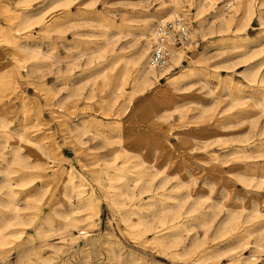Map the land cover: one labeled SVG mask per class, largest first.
<instances>
[{
    "label": "rangeland",
    "instance_id": "1",
    "mask_svg": "<svg viewBox=\"0 0 264 264\" xmlns=\"http://www.w3.org/2000/svg\"><path fill=\"white\" fill-rule=\"evenodd\" d=\"M253 2L245 28L200 32L213 10L198 18L195 0H180L175 17L191 42L172 46L180 64L139 91L125 61L147 41L146 62L149 29L169 5L145 0L142 12L139 0H99L89 12L73 5L67 21L45 0H0V119L9 127L0 181L10 149L22 159L8 172L20 214L3 229L4 264H264V0ZM40 9V22L19 25ZM20 46L45 57L21 64ZM19 132L26 138L16 143ZM69 173L90 205L63 183ZM135 177L150 191L132 193ZM175 199L180 240L159 245L158 203ZM70 211L85 214L84 234L64 226ZM122 213L157 232L127 226ZM9 216L0 205V225Z\"/></svg>",
    "mask_w": 264,
    "mask_h": 264
},
{
    "label": "bare ground",
    "instance_id": "2",
    "mask_svg": "<svg viewBox=\"0 0 264 264\" xmlns=\"http://www.w3.org/2000/svg\"><path fill=\"white\" fill-rule=\"evenodd\" d=\"M30 1L31 0H15L16 3L23 2L24 5L30 4ZM45 1H47L48 6H53L55 8L62 10L64 12L63 18H65L67 21H70V20H72L71 18L75 17L74 12L72 11L73 5H75V7H76L75 11H77L79 13L89 12V11H93L95 9L96 4L99 0H45ZM150 1H152V0H150ZM153 1H155V0H153ZM187 1H189V0H187ZM228 1H230V3L235 1V5L232 7L231 10L225 11L226 8L224 7V5L223 4L217 5L220 3H217L214 0H195V9H196L195 10V16L197 15L198 18L199 17L201 18L204 15L208 14L209 10H213V12H214L212 14V19L210 21H208V19H205V21L204 20L200 21V23H199V29H200L199 31L200 32H203L205 30V26L208 27L210 25H218L219 27H225L228 29L231 27L232 24L236 23V27H235L236 30L241 29V27H239L238 24H243L242 28L246 27L247 23L251 20L253 13L255 11L254 10L255 6H254L253 0H228ZM179 4H180V0H159L158 8H165L169 5L168 10L166 12H164L163 15L159 16V21H163V20L170 19V18L177 16ZM139 6H140V9L142 12L147 11V5L145 3V0H139ZM42 12H43V9L37 10L35 12L28 10L26 13L21 15L19 25L24 27L26 25L27 26L31 25V23H34V22H40L42 20V16H41ZM148 16L151 17L153 15L150 14ZM206 21H208V22H206ZM188 28H189V26H188ZM17 29H19V28H17ZM149 31L152 34V38H151V41H152L154 39V27L151 30L149 29ZM139 35L143 36L144 34L142 32V33H139ZM146 43H148V42L146 41L145 45H146ZM145 45L142 44V45L138 46L136 49H134V51L131 54V58L128 59V61H125V64L127 62L128 64H130L134 68V71H135V73H134L135 88H136V90H139V91L142 90L146 86H151L154 82L158 81L159 78H162V77L166 76L167 74H169L171 72V70L173 69L174 65L180 64L181 57H182V53L179 50L173 51V53L169 59L170 63H169V61H167L168 64L166 63L162 68H159V69H163L166 65L167 66L163 70L157 71L159 69L153 68V67L148 65L149 51H148V55L146 58V62L143 63L144 54L146 51ZM172 46L179 47L181 45H177L174 42H170L169 43L170 52H171ZM20 49L26 54V58H22L19 56V54H16V53H15L14 57L21 64H22V62H24L27 59H30L32 63H38V62H41L43 60V58L45 57L42 54V51H39L38 49H34V48H30V47H26V48L22 47L21 48V46H20ZM255 75H256V73L253 74V76H255ZM263 76H264V74H263ZM102 78L103 79L106 78L105 73H102ZM201 126H203V125H201ZM7 129L9 130L8 125L6 123H4L2 118H1L0 119V133L1 134L4 133V130H7ZM16 135H17V139H18L15 141L16 143H18L20 139L26 138L25 134H23L22 132L16 133ZM253 136H255V135H253ZM27 140L29 141V139H27ZM126 151L127 150L124 149L125 154H127ZM10 154L11 155L9 157L3 158L4 159V163H3V167H2L3 177H2V180L0 181L1 182L0 185L3 188V190L0 193V205H1V207H4L5 209L9 210L11 212V216L3 217L1 219L2 223L0 225V244H2L5 241V237H6V233L4 232L3 229L8 227L11 224L12 220L17 218L18 215L20 214V212L18 211L19 210L18 206L14 203V197H15L14 192L15 191L12 188V183L10 182L8 172H9L10 164L12 162L17 161V160L19 162L22 159L19 157V153L17 152V148H14V147L11 148ZM132 156H134V155H132ZM22 166H24V165H22ZM249 167L247 166V168H249ZM146 181H148V180H141L140 178L135 177L133 180L132 193L134 191V188L137 189L139 195H141L142 193L150 191V187L148 185L144 184V182H146ZM165 182H166V180H163V183L159 187L164 186ZM63 183L69 187L70 191H73L78 196L80 203H84L86 206L90 205L91 198H89L90 197L89 195L85 196V197H88L87 199H82V197L84 196V191H85L83 188L84 183L82 181H79L76 183L74 180H72L71 173H69L68 176L65 178V180H63ZM174 188L175 189L178 188V183H176L174 185ZM188 191H190V190H188ZM120 194H122V193L119 191L116 195H120ZM133 196H134V194L131 195L130 197H133ZM158 204H159V206H158V217L156 219V222H158V234L156 233L157 231L154 230L155 226L148 223L145 220L143 215H139L138 220L133 222L130 219V217L128 215H126L127 213H122L121 214L122 220L125 222V224H127V226L137 227L139 229V231H141V232H145L147 230H153L154 232L156 231L155 232L156 234L154 236H155V239L158 241L159 245H166L168 243L172 244V245L178 244V242L180 240V228L178 227L177 223H178L180 216H181V213H182L180 210V207H179L180 201L178 199H175V201H173L171 203H167L166 201H159ZM231 207H233V206H231ZM153 211H151V212H153ZM247 214H249V213H247ZM84 215L73 214L70 211L66 214L65 224L63 222L62 223L64 224L65 227L70 225L72 227L77 228L79 235L84 234L85 233V230H83L84 224H85L84 219L86 218ZM244 215H245V213H244ZM184 221H182V222H184ZM53 225L51 227H53ZM57 227H58V225H57ZM57 227H54V228H57ZM228 237H230V236H228ZM192 251L193 250H191V252ZM29 259H32V258H29ZM0 264H4V262H2L0 260ZM71 264H79V263L73 262Z\"/></svg>",
    "mask_w": 264,
    "mask_h": 264
},
{
    "label": "built area",
    "instance_id": "3",
    "mask_svg": "<svg viewBox=\"0 0 264 264\" xmlns=\"http://www.w3.org/2000/svg\"><path fill=\"white\" fill-rule=\"evenodd\" d=\"M214 1L223 4L225 8H230L231 6L228 0ZM170 42L184 47L191 42L188 25L182 17L156 21L154 39L151 42L148 55L149 66L159 69L167 63L170 57Z\"/></svg>",
    "mask_w": 264,
    "mask_h": 264
}]
</instances>
